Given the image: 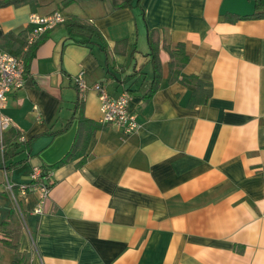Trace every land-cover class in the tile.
Returning a JSON list of instances; mask_svg holds the SVG:
<instances>
[{
	"label": "crops",
	"instance_id": "crops-1",
	"mask_svg": "<svg viewBox=\"0 0 264 264\" xmlns=\"http://www.w3.org/2000/svg\"><path fill=\"white\" fill-rule=\"evenodd\" d=\"M123 2L0 6V52L24 57L31 13L66 18L4 109L24 140L0 168V222L15 205L7 180L43 166L55 183L41 215L36 192L20 198L26 225L18 249L0 242V264H264V3ZM178 45V72L200 82L174 77ZM98 82L129 91L137 132L102 122Z\"/></svg>",
	"mask_w": 264,
	"mask_h": 264
},
{
	"label": "built area",
	"instance_id": "built-area-1",
	"mask_svg": "<svg viewBox=\"0 0 264 264\" xmlns=\"http://www.w3.org/2000/svg\"><path fill=\"white\" fill-rule=\"evenodd\" d=\"M66 18L59 10L47 15L33 12L29 16V34L27 37L28 49L41 40L45 33L65 23ZM26 60L24 56L14 55L9 52H0V138L7 131L13 122L10 116L4 113L9 95L25 86L26 81ZM74 82L80 92V96L88 89L85 79V71H81L74 77ZM98 92L102 122L111 123L121 128L126 134L138 131L140 124L137 117L129 109L130 95L123 92L120 96H111L103 83H96L93 86ZM54 185L53 169H45L43 166H34L30 173L29 181L15 183L8 181L6 189L13 197L15 204L21 209L20 198L30 192L39 195V203L33 210L35 214L41 215L44 212L45 204L49 199L50 192ZM16 187L18 188L16 190ZM22 210V209H21ZM25 225H26V221Z\"/></svg>",
	"mask_w": 264,
	"mask_h": 264
},
{
	"label": "trees",
	"instance_id": "trees-1",
	"mask_svg": "<svg viewBox=\"0 0 264 264\" xmlns=\"http://www.w3.org/2000/svg\"><path fill=\"white\" fill-rule=\"evenodd\" d=\"M36 1L37 0H0V6H7V5L19 6V5L28 4V3L33 4V3H36ZM127 1L128 0L126 1L124 0L123 3L128 4ZM257 1H258L257 3L258 7H261L264 3V0H257ZM29 30L30 29L28 28V30L25 33H23L24 47L27 46V37L29 34ZM149 38H150V45H151L150 55L154 58V62L158 68L160 66V59L158 55L159 50H158V47L155 46L152 33H150ZM38 43L39 42H37L35 45L30 46L27 49V52L25 53L26 67H27V60H28L27 55L29 56L34 55V52H35V49ZM169 52L171 54V62H170L171 68L175 69V75H174L175 78H178L179 75H181L182 76L181 80L189 85H191L193 81L200 82V79H198L196 75H186V74H183V73L181 74L178 72V68L184 67V65L189 60L187 53L185 52L184 49L180 47V45H178L175 49H170ZM15 129L16 127H14V125L11 126L7 131L4 132L2 139L0 138V168L3 167L7 169V161L10 159V154H9L8 149L10 147H13L16 150L17 145H20V142L17 141V139H23V134L21 133V131H18L17 129L16 130ZM44 168L52 169L50 167H44ZM262 173L264 175V168H263ZM17 189L18 188L16 187V190ZM24 221H26L25 212L21 210L17 204H15L13 210L11 211L9 219L0 222V235H3V237L0 238V242L13 246V248L15 249H18L21 228L25 227Z\"/></svg>",
	"mask_w": 264,
	"mask_h": 264
}]
</instances>
